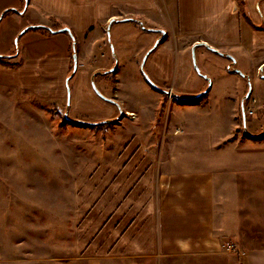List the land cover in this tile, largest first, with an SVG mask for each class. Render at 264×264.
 <instances>
[{
    "label": "rangeland",
    "instance_id": "rangeland-1",
    "mask_svg": "<svg viewBox=\"0 0 264 264\" xmlns=\"http://www.w3.org/2000/svg\"><path fill=\"white\" fill-rule=\"evenodd\" d=\"M1 1L7 3L9 12L0 16V56H6L8 62L19 61L24 43L30 42V53L36 52L35 33L41 29L30 28L37 25L23 13L25 0ZM118 9L122 13L116 21L134 18L129 23L110 24L108 35V23L97 25L101 47L90 55L86 75L92 93L91 82L111 99L100 97L102 105L112 109L107 113L73 110L78 99L72 93L74 79L83 60L73 39L69 40L64 80L68 101L67 94L55 100L30 87H19L18 75L5 71L13 67L0 63V264H85L75 258V244H84V229L79 225L101 222L108 211L123 214L127 207L125 161L138 154L165 163L172 139L180 131L175 132V123L186 118L183 123L192 134V146L210 135L209 146L202 150L204 156L199 149L184 153L211 164L205 167L210 168L208 173L196 174L190 185L186 182L194 195L190 202L196 203L197 212L201 209L204 216L200 220L210 228L206 233H194L196 241L188 242V247L165 248V254L172 252L171 262L165 264H264V165H260L264 164V64L249 72L251 79H243L242 72L233 73L231 82L222 78L221 91L230 95L226 96L228 102L217 97L212 103L206 97L208 92L193 98L195 92L205 89L202 77L206 75L200 49L187 51L179 84L182 96L196 99L191 105L200 107H177L187 103L179 102L173 85H159L147 72L155 50L173 47L169 35L151 31L153 24L141 21L139 14ZM165 18L166 28V13ZM172 50L176 57L177 50ZM72 52L76 65L67 79L73 68ZM224 59L212 56L204 62L221 74ZM230 66L236 67V63ZM229 151L239 153L235 161L243 169L236 173L215 167L233 158ZM163 222L170 220L164 218ZM180 235L186 239V233Z\"/></svg>",
    "mask_w": 264,
    "mask_h": 264
},
{
    "label": "crops",
    "instance_id": "crops-1",
    "mask_svg": "<svg viewBox=\"0 0 264 264\" xmlns=\"http://www.w3.org/2000/svg\"><path fill=\"white\" fill-rule=\"evenodd\" d=\"M4 3H0V16L9 7ZM24 3L26 8L23 13H28L37 26L51 29V33L36 31V52L30 53L31 47L28 46L32 45L30 42L24 43L20 60L14 61L20 64L5 68V71L18 75L16 83L19 87H30L45 98L62 99L66 95L64 80L69 66L71 36L68 32L59 31L60 27H54L61 25L70 28L79 50L77 54L83 56L79 65L83 70L74 79L72 92L78 99L72 107L83 114L100 115L112 110L108 107L110 105H102L99 94L94 93L95 91L93 94L88 89L86 75L91 67L90 57L101 47L102 34L97 25L108 23L109 26L124 21L129 23L134 18L128 16L127 20L112 21L109 24L110 19H116L122 13L118 8H127L134 16L139 14L141 21L153 24L150 27L153 30H149L160 31L162 36L165 31L169 35L167 40L173 47L155 50L147 72L157 84L173 85L175 94L181 98H184V92L180 88L179 78L184 73L182 57L187 51L195 52L200 49L198 56L206 75L201 76L206 82L205 89L195 92L193 98H199L208 92L206 97L212 103L217 97H221L220 101L225 103L228 100L226 96H230L221 91L222 78L227 77L226 80L230 79L231 82L233 73L242 72L243 75H239L243 79H251L249 72L252 69L256 71L264 64V0H243V8L257 27L249 25L241 16L237 0H25ZM165 13L168 19L166 28L163 24ZM202 43L215 48L219 53L207 49ZM173 48L177 50L176 57ZM227 55L233 58L236 67H231L232 62L229 64L226 61L231 59ZM212 56L225 58L221 74L204 62ZM214 72L215 76L211 75ZM253 81L255 82L254 79ZM177 107L200 106L178 104ZM186 120L187 118L182 120L181 124L175 123L180 131L175 135L174 141H170L165 163L149 160L144 155L143 159L138 154L127 156V207L123 209L124 213L108 211L101 222L98 220L90 226L79 225V228L84 229V244H75V258L84 260L85 264H165L171 262L168 257L172 254H165V248L176 250L188 247V242L196 241L194 233L209 232L210 225L200 217L204 216L201 209L197 212L196 203L190 202L194 195H190L187 184L190 185L196 174L208 173L210 168L205 167L211 164L206 163L205 158L199 159L193 155L190 159L184 153L199 149V154L203 155L202 150H205L206 144L209 146L207 140L210 135L201 144L192 146V134L185 129L186 125L183 123ZM228 154L233 158L228 163L215 166L216 169H224L227 173L242 170L243 167L238 166L240 164L235 161L239 153L229 151ZM166 181L164 187L163 182ZM201 205L205 206V203ZM164 218L170 222H163ZM180 233H186V239L181 238Z\"/></svg>",
    "mask_w": 264,
    "mask_h": 264
},
{
    "label": "water",
    "instance_id": "water-1",
    "mask_svg": "<svg viewBox=\"0 0 264 264\" xmlns=\"http://www.w3.org/2000/svg\"><path fill=\"white\" fill-rule=\"evenodd\" d=\"M112 21H116V19H114V18H112V19H110L109 20V24H110V22H112ZM107 26V28H106V32H107V35H108V33H109V26L108 25H106ZM57 30V29H56ZM56 30H52L53 32L54 31H56ZM59 31H65V32H68L69 33V35L70 36H72L71 35V32H70V28H67V27H60L59 29H58ZM156 43H157V40L155 41V43L152 45V47L150 48V50L151 49H153L154 47H155V45H156ZM202 44H204L205 45V47L207 48V49H209V50H211V51H213V52H215V53H219V51H217L215 48H213V47H210L209 45H207V44H205V43H202ZM72 45H73V43H72ZM150 50H147V52L145 53V55H144V57H143V59H142V62L140 63V68L142 69V63H143V61H144V58L146 57V55L149 53V51ZM72 55H71V57H72V60H73V68H72V71H71V73L67 76V79H69L70 77H71V75L74 73V70H75V65H76V63H75V54L72 52L71 53ZM229 58H231L229 55H227ZM232 62H234L233 61V58H231L230 59ZM195 65V64H194ZM196 66V65H195ZM114 69V66L112 67V68H110L109 69V71H111V70H113ZM235 71H237V72H239V70L238 69H234ZM240 73V72H239ZM143 77L146 79V81L151 85V86H153V87H155V88H157L156 87V85L147 77V75L145 74V73H143ZM91 85H92V88H93V90L95 91L94 93H96L97 95L99 94V96L100 97H102V98H104V99H106V100H109V101H111V99H109V98H107V97H105L104 95H102L100 92H98V90H97V88L95 87V85L93 84V82H91ZM248 85H249V83H248ZM69 89H68V87H67V84H66V93L65 94H67V101H68V98H69ZM65 118H67L66 117V115H65ZM79 122H82L83 123V121H80L79 120ZM85 123V122H84ZM86 123H88V122H86Z\"/></svg>",
    "mask_w": 264,
    "mask_h": 264
},
{
    "label": "trees",
    "instance_id": "trees-1",
    "mask_svg": "<svg viewBox=\"0 0 264 264\" xmlns=\"http://www.w3.org/2000/svg\"><path fill=\"white\" fill-rule=\"evenodd\" d=\"M237 1L239 3V6H240L239 8L241 10V16L244 18V20L247 21L249 23V25H251L252 27H257V25H255L253 23V21L250 19V17L247 15L245 8H243V6H244L243 5V0H237ZM6 12H9V11L3 12L2 13V17H3V15L6 14ZM58 27H61V25H56L54 28H58ZM30 28H32V29L33 28H39V29H41L42 31H44L46 33H49V34L51 33V29L45 28L44 26H37V27H30ZM71 39H74V37L71 36ZM71 49H73L72 46H71ZM0 63L2 65L9 66V67H16L17 66L16 62H8L3 57H0ZM195 100L196 99H193V98H181V97H179V102H184V103H187V104H192V103H194ZM100 126H102V124H100Z\"/></svg>",
    "mask_w": 264,
    "mask_h": 264
},
{
    "label": "flooded vegetation",
    "instance_id": "flooded-vegetation-1",
    "mask_svg": "<svg viewBox=\"0 0 264 264\" xmlns=\"http://www.w3.org/2000/svg\"><path fill=\"white\" fill-rule=\"evenodd\" d=\"M29 28V27H28ZM27 29V28H26ZM30 29V28H29ZM71 35H72V33H71ZM73 36V35H72ZM73 44H74V42H73ZM73 47V46H72ZM193 51V50H192ZM0 57H3V58H5L6 56H0ZM231 61V60H230ZM232 62V61H231ZM233 63V62H232ZM234 69H236V68H234ZM248 86V85H247ZM200 97V96H199Z\"/></svg>",
    "mask_w": 264,
    "mask_h": 264
},
{
    "label": "built area",
    "instance_id": "built-area-1",
    "mask_svg": "<svg viewBox=\"0 0 264 264\" xmlns=\"http://www.w3.org/2000/svg\"><path fill=\"white\" fill-rule=\"evenodd\" d=\"M170 93H171V92H169V94H170ZM178 130H179V129L176 128L175 132H177Z\"/></svg>",
    "mask_w": 264,
    "mask_h": 264
}]
</instances>
